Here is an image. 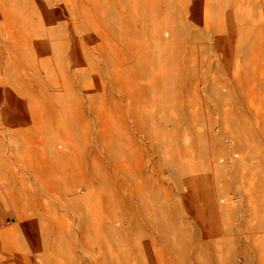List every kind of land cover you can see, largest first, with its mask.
Listing matches in <instances>:
<instances>
[{
  "label": "rangeland",
  "instance_id": "374dc122",
  "mask_svg": "<svg viewBox=\"0 0 264 264\" xmlns=\"http://www.w3.org/2000/svg\"><path fill=\"white\" fill-rule=\"evenodd\" d=\"M106 1H2L0 264H264L258 7Z\"/></svg>",
  "mask_w": 264,
  "mask_h": 264
},
{
  "label": "crops",
  "instance_id": "0c3cea01",
  "mask_svg": "<svg viewBox=\"0 0 264 264\" xmlns=\"http://www.w3.org/2000/svg\"><path fill=\"white\" fill-rule=\"evenodd\" d=\"M2 1H8V0H0V18H9L11 15H13V14H16V12L15 11H13V12H11V10H9L6 14H5V12H4V10H2ZM93 1H103L105 4H104V7H106V9L107 10H109L110 8H112V3L111 4H108V2L106 1V0H93ZM171 1H174V0H154L153 2L154 3H161V2H171ZM243 2H244V4L246 3V2H248V5L250 4L253 8H256V7H258V13H251L250 15H249V17L251 16V17H259V18H262V19H264V0H243ZM80 6V5H79ZM85 6V5H84ZM136 6H139V5H136ZM81 7V6H80ZM86 7V6H85ZM73 8V7H72ZM141 7H138V9H140ZM74 9V8H73ZM75 9L77 10V6H75ZM78 9H79V7H78ZM16 10V9H15ZM123 13H124V15L123 16H125V18L126 19H128L129 18V11H128V6L126 5V7H125V9L122 11ZM110 15H112L111 13H110ZM114 16H117V15H114ZM126 23V22H125ZM65 41V40H64ZM68 47V46H67ZM46 57H49V59H50V56H46ZM48 59V58H47ZM72 60H74L75 62L77 61V59L74 57ZM71 59H67V61H65V66L68 68L69 66H71ZM70 75L68 74V72L66 73V71H65V76L63 77L64 78V80H66L67 79V77H69ZM66 78V79H65ZM73 80V79H72ZM36 84V86H30V87H32L33 89H35L36 91L37 90H39V87H43V85H40L39 83L37 84L36 82L34 83V85ZM41 93H40V96L39 97H36L35 99H32V102L34 103H36L35 104V106L33 107V110H32V113H34V114H42V113H48V108L46 107V106H41V105H38L37 104V102L36 101H34V100H38L39 98H42L43 97V92H45L46 91V89H44V90H39ZM61 92H59L58 94L56 93V97L58 96V97H60V101H61V103L59 102V103H57L56 102V104H57V107H55V108H53L52 109V112L53 113H62V111H65V108H66V106H68V105H66V102L67 101H65V98H66V96L64 95V94H60ZM53 95V96H54ZM60 95V96H59ZM49 96V95H48ZM52 96V97H53ZM55 96H54V98H55ZM62 96V97H61ZM55 100V99H54ZM32 103V104H33ZM68 104H69V102H68ZM68 112V111H67ZM58 119H59V117H56V118H54V120L52 121V122H54V121H56V122H58ZM58 123H60V125L61 124H63L64 123V121H63V119H61L60 120V122H58ZM57 123V124H58ZM36 126L35 127H37V129H42L43 128V126H45V123L41 120L40 121V123H38V122H35L34 123ZM38 125H40V127H38ZM42 126V127H41ZM59 127L57 126L56 127V129H58ZM36 140L34 141V143H33V145L35 144V145H38V147H39V149L38 150H35V152H34V154L36 155V157H38V160H40L41 161V163L42 162H45L46 161V163L48 162V160H50V159H48V156L47 157H45L44 155L46 154V153H48L47 152V147H46V144H45V142H46V140L44 139L45 137H44V135H43V133H37L36 134ZM45 141V142H44ZM24 142V141H23ZM27 143H29V144H31L32 143V138H29V139H26V144ZM25 144V143H24ZM71 156H74V154H72ZM68 162H69V165L71 166L70 168H69V170H71L72 172H75L76 171V169H77V167H75V163H74V159H71V157H69V159H66ZM67 162V163H68ZM42 167H43V163H42ZM47 167V165L46 166H44V168H46ZM31 169V168H30ZM137 185L135 186V188H134V190H136V193L137 194H139V196H138V203H142L143 201H141L140 199H139V197L141 196V194L143 193V191H144V185L143 184H140V183H136ZM261 203H262V201H261ZM91 206V205H90ZM87 207H88V205H87ZM218 208V210L222 213L223 211H226L227 212V215L229 216V215H232V214H235L236 215V213H235V211H234V209H236V208H238V207H235V205L233 204V206H231V205H223V206H219V207H217ZM87 209H92V207L91 208H87ZM238 209H240V208H238ZM223 214V213H222ZM226 214V213H225ZM248 214L249 215H251V216H253L254 218H256V216L257 215H259V219H262L261 218V216L262 215H264V207H261V208H259L258 210H257V208H252L250 211H248ZM250 231L251 230H254V231H256V229H254L255 227L253 226V225H250Z\"/></svg>",
  "mask_w": 264,
  "mask_h": 264
},
{
  "label": "bare ground",
  "instance_id": "6f19581e",
  "mask_svg": "<svg viewBox=\"0 0 264 264\" xmlns=\"http://www.w3.org/2000/svg\"><path fill=\"white\" fill-rule=\"evenodd\" d=\"M167 18V17H166ZM169 21V20H168ZM166 25V24H165ZM245 25V24H244ZM243 27V26H242ZM241 27V28H242ZM53 145V144H52ZM48 146V145H47ZM55 148V147H54ZM49 149V148H48ZM132 205V204H131ZM217 210V209H216ZM159 216V215H158ZM143 232V231H142ZM258 248V247H257ZM260 253V252H259ZM261 254V253H260ZM258 255V254H257ZM259 257H260V255H259ZM262 258H264V257H262ZM255 259V258H254Z\"/></svg>",
  "mask_w": 264,
  "mask_h": 264
}]
</instances>
